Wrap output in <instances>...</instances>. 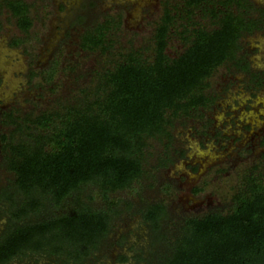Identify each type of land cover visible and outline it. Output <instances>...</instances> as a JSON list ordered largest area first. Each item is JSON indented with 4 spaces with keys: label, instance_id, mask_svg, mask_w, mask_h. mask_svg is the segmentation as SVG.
Returning a JSON list of instances; mask_svg holds the SVG:
<instances>
[{
    "label": "trees",
    "instance_id": "obj_1",
    "mask_svg": "<svg viewBox=\"0 0 264 264\" xmlns=\"http://www.w3.org/2000/svg\"><path fill=\"white\" fill-rule=\"evenodd\" d=\"M7 2L19 29L28 33L29 5ZM251 10L263 12L250 0L165 3L151 56L140 49L118 51V59L96 72L95 81L79 88L70 101H57L37 115L5 113L3 122L12 128L1 134L0 165L13 176L0 187L6 217L0 264L35 256L88 264L125 209L139 214L152 235L149 257L137 255L139 263L264 264V167L250 166L241 174L227 209L184 215L174 231L164 202L137 208L119 195L137 191L135 185L146 174L150 140L164 146L151 169L174 162L176 119L203 116L202 108L214 100L211 79L221 66L232 63L249 71L240 39L264 24V13L253 17ZM197 11L212 27L194 20ZM120 25V16L107 17L81 34V48L110 51L108 31ZM176 27L185 46L172 57L166 49ZM57 69L54 61L31 75L51 84ZM171 189V183L161 185L164 193ZM203 189L196 185L192 192Z\"/></svg>",
    "mask_w": 264,
    "mask_h": 264
},
{
    "label": "rangeland",
    "instance_id": "obj_2",
    "mask_svg": "<svg viewBox=\"0 0 264 264\" xmlns=\"http://www.w3.org/2000/svg\"><path fill=\"white\" fill-rule=\"evenodd\" d=\"M23 1L29 5L28 14L32 20L28 33L22 32L17 26L15 17L7 7L9 2L0 0V80H2L0 107L13 108L15 114L20 116L27 113L37 115L52 109L57 101H70L72 96L78 93L79 88L95 81L96 72L110 67L118 59V51L140 49L145 56H151L152 35L163 14L164 4L170 7L176 4L180 6L183 0ZM59 2L68 4L67 11H61V6L59 12L56 11ZM251 2L264 6V0ZM198 13L199 11L193 15L194 20H198L201 26L212 27L209 18L200 17ZM117 16H120L121 25L108 31V37L112 40L110 51H89L81 48L80 36L84 31L92 30L107 17L116 19ZM249 16L256 17L259 13L251 10ZM179 29L176 27L172 30L168 41L166 51L172 57L180 53L185 46L176 33ZM14 38L21 39L22 42L16 45L11 42ZM241 44L251 53L252 65L256 69H264V30L244 37ZM53 53L59 65L51 84L45 83L41 75L29 78L28 71H39L46 65L36 66L32 61L36 59L48 61ZM228 67L231 68L228 70ZM233 67L232 63H228L217 70L211 79V93L223 94L224 82L236 74ZM226 99L223 100L226 102ZM260 111L264 113V109L260 108ZM212 115L219 118L223 113L217 107ZM184 119V117L176 119L172 152L176 148L184 149V145L189 146L182 141L184 134L180 133L183 126L180 122ZM11 128L12 126L4 125L0 127V131L8 133ZM149 143V154L145 163L146 174L140 184L135 185L137 191L133 193L122 191L119 195L131 200L137 208L142 207L145 202H164L168 206L171 218L169 220L171 231L176 229V222L178 223L184 215H202L211 210L227 209L241 174L250 166L264 167V150L255 146L251 153L250 150L246 151L240 160L236 158L224 160L222 173L217 175L213 171L215 168L213 166L217 159L222 158V153H216L211 149H199L194 142L185 150L190 157L188 162L179 159L169 168L157 171L151 168L157 163L158 155L163 153L164 146L157 140H150ZM230 152L233 155V149H230ZM193 161L201 163L200 173H193L187 165ZM203 171L207 173L203 175ZM12 176L11 172L0 165V187L7 184ZM164 183L172 184L170 193L161 190ZM196 185L203 186V191L194 194L192 190ZM3 209L2 205L0 232L6 223ZM151 236L150 229L143 223L141 216L137 213H127L125 209L122 215L114 218L113 228L105 243L95 252L88 264H145L144 261L139 263L136 256L149 255L152 248ZM122 255L127 257L126 261L119 260ZM35 257L15 260L9 264H63L59 259L40 257L35 260Z\"/></svg>",
    "mask_w": 264,
    "mask_h": 264
},
{
    "label": "flooded vegetation",
    "instance_id": "obj_3",
    "mask_svg": "<svg viewBox=\"0 0 264 264\" xmlns=\"http://www.w3.org/2000/svg\"><path fill=\"white\" fill-rule=\"evenodd\" d=\"M59 3V7L56 9V11L59 12L60 6L61 11H67L66 9L68 4L61 2ZM252 3L256 8L263 10V12L257 11V13H264V6H258L254 2ZM64 25L67 26V24ZM262 30H264V24L261 29H257L253 33ZM251 34H244L240 40ZM17 40L18 38H14L11 42L16 44L15 42ZM9 45L13 46L12 44ZM241 52H243L246 58L249 71L246 72L234 66L233 68L236 72L235 76L234 74L231 75L228 80L224 82L223 94L211 93L212 97H214V100L208 108H202L203 116L201 118L184 117L185 119L180 122L183 123L182 127L185 126L184 129L181 127L180 133L184 134L182 141L186 142V144L190 146L195 142L199 149H211L216 153H222V158L217 159L218 161H216L218 163L216 162L213 166L215 167L213 168V171L217 175L222 173V165L224 164V160L227 161L228 159L231 160L233 158L240 160L243 158L246 151L250 150L251 153L255 146L264 150V113L260 111V108L264 109V69H256L252 65V61L250 59L251 53L245 50L243 47ZM50 57L51 58L48 61L47 59H36L34 62L32 61V63L36 66H42L45 64L47 65L43 66L41 69H39V71L49 68L54 61L59 63L57 57L54 56V53ZM230 68L228 67L227 69L229 70ZM31 73V70L28 71L29 78L36 76H32ZM1 82L2 80H0V84ZM222 95L226 96V102L223 100L225 98H223ZM217 107L219 110H221V113H223V116L219 118L212 115ZM12 109L13 108L3 109L2 106L0 107V127L5 125L3 122L5 113L10 112ZM2 133L3 132L0 131V152ZM172 134L174 135L173 131ZM188 147L184 145V149H174L172 154L174 155L175 160L166 168L174 165L179 159H184V161L188 162L190 157L185 151ZM230 149H233V155L230 152ZM1 159L2 157L0 158V164ZM187 165L191 168L193 173L201 172L200 169L202 165L200 162L193 161ZM206 171H203L202 174H206Z\"/></svg>",
    "mask_w": 264,
    "mask_h": 264
}]
</instances>
